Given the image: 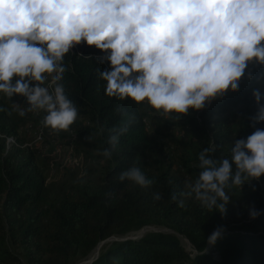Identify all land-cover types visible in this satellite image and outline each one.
<instances>
[{
  "label": "trees",
  "instance_id": "obj_1",
  "mask_svg": "<svg viewBox=\"0 0 264 264\" xmlns=\"http://www.w3.org/2000/svg\"><path fill=\"white\" fill-rule=\"evenodd\" d=\"M76 47L64 57L61 83L77 118L67 130L43 124V145L62 141L74 161L55 181L56 161L42 149L6 151L5 138L14 137L18 146L29 143V124L33 140L42 118L32 111L20 116L13 104L25 107L20 95L8 99L0 93V264H81L102 244L91 264H264V175L240 189L227 187L224 215L192 196L178 198L182 207L171 200L197 178L200 151L230 158L234 140L264 129V122L253 120L259 105L252 95L259 90L264 105V65L251 62L238 90L179 117L157 112L147 101L107 96L99 72L109 64L97 59L103 53L83 41ZM122 123L127 132L112 158H103L99 152L108 147L109 130ZM133 166L153 180L150 187L118 179ZM252 208L261 215L251 219ZM217 227L222 235L209 245Z\"/></svg>",
  "mask_w": 264,
  "mask_h": 264
},
{
  "label": "clouds",
  "instance_id": "obj_2",
  "mask_svg": "<svg viewBox=\"0 0 264 264\" xmlns=\"http://www.w3.org/2000/svg\"><path fill=\"white\" fill-rule=\"evenodd\" d=\"M82 41L109 64L99 72L107 96L147 101L157 112L180 117L238 90L251 62L264 65V0H0V93L26 98V107L13 103L20 116L43 111L44 126L53 130L74 123L77 108L61 81L65 55ZM252 95L259 105L253 120L264 122L262 94L254 89ZM127 130L126 123L110 129L99 155L111 159ZM211 151L199 152L197 178L171 200L182 207L178 198L192 196L224 215L230 203L225 189L264 175V129L234 140L230 158L215 159ZM118 179L142 188L153 184L135 166ZM259 215L249 209L251 219ZM222 232L217 227L207 243L214 245Z\"/></svg>",
  "mask_w": 264,
  "mask_h": 264
},
{
  "label": "rangeland",
  "instance_id": "obj_3",
  "mask_svg": "<svg viewBox=\"0 0 264 264\" xmlns=\"http://www.w3.org/2000/svg\"><path fill=\"white\" fill-rule=\"evenodd\" d=\"M29 126H30V129L28 130V135L32 139L31 134H32L33 127H32V124H29ZM31 139H30V142L32 141ZM56 143L57 144L59 143L60 149H59V151L54 152L53 148H58ZM62 143H63L62 141L61 142L60 141L52 142L51 143L52 145L49 143H44V145L42 146L43 147L42 151L40 150L41 147L39 149L42 152L41 154L51 155L54 157V159L56 161V165H55L56 170L53 172V174L51 176L52 180L57 179L59 174L61 175L65 169H69V168L73 167L74 161L72 159L71 152L69 149H66V147L65 148L61 147ZM146 231L147 230H143L139 233L132 234L129 238L135 239L137 237H141L143 234L146 233ZM101 246H100V248H101ZM100 248L94 253L95 255L93 254V256L88 261L82 262V264H91L93 262L94 258H96L98 256Z\"/></svg>",
  "mask_w": 264,
  "mask_h": 264
},
{
  "label": "built area",
  "instance_id": "obj_4",
  "mask_svg": "<svg viewBox=\"0 0 264 264\" xmlns=\"http://www.w3.org/2000/svg\"><path fill=\"white\" fill-rule=\"evenodd\" d=\"M78 51V48L76 46L73 47L72 50H70V53ZM80 55V53L78 54ZM50 83V77H48L45 80V86H48ZM51 90V89H49ZM20 98L22 99L23 105L26 107L27 102H26V98L23 96H20ZM33 116H35V118L40 119L42 118V120L40 121L39 125L37 126L36 130L33 133V140L29 143H26L23 146H18L16 139L14 137H8L5 138L6 139V151L8 152L10 150V148L12 146H17V147H21L22 149L24 148H29V147H35V148H40L43 149V142H44V127H43V117L45 115V113L43 111H32ZM59 147L54 149V152L59 151Z\"/></svg>",
  "mask_w": 264,
  "mask_h": 264
},
{
  "label": "bare ground",
  "instance_id": "obj_5",
  "mask_svg": "<svg viewBox=\"0 0 264 264\" xmlns=\"http://www.w3.org/2000/svg\"><path fill=\"white\" fill-rule=\"evenodd\" d=\"M186 241V240H185ZM187 245V244H186ZM95 255V254H94ZM82 264V263H81Z\"/></svg>",
  "mask_w": 264,
  "mask_h": 264
}]
</instances>
